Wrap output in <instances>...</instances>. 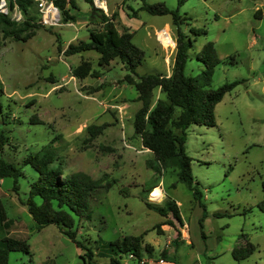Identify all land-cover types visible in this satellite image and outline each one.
Segmentation results:
<instances>
[{
	"label": "rangeland",
	"instance_id": "1",
	"mask_svg": "<svg viewBox=\"0 0 264 264\" xmlns=\"http://www.w3.org/2000/svg\"><path fill=\"white\" fill-rule=\"evenodd\" d=\"M160 1L188 16L180 25L192 39L186 74L201 72L203 64L196 56L212 41L221 61L210 86L244 79L215 105L214 125L192 124L187 129L192 185L200 195L196 198L179 180L178 169L159 162L134 134L133 119L141 102L134 85L123 80L127 71L122 63L116 58L100 66L94 50L63 54L68 43L87 40L88 30L100 27L101 11L78 0L75 21L61 17L58 25L31 26L22 32L34 33L25 41L5 36L0 27V126L8 136L0 158L22 171L17 191L11 176L0 179L7 224L0 237H21L29 244V252L11 251L7 264H87L85 249L54 224L38 229L20 201L36 178L22 161L40 150L49 151L53 165L64 171H83L99 179L87 211L76 223V237L93 250V263L109 264L114 257L122 264H264V211L259 206L264 181V0H184L180 5L178 0H146ZM141 3L106 0L107 9L102 10L108 17L114 14L111 21L119 32H133L132 42L144 50L138 74L169 76L176 26L170 14L139 10ZM133 9L137 12L131 17ZM35 11L33 0L29 15L34 17ZM190 27L204 32L194 34ZM83 59L99 69V77L72 75L71 68ZM158 97L164 94L156 88L152 105ZM90 124L105 127L90 137ZM158 192L162 196L156 199ZM168 197L177 203L182 223L145 204L162 205ZM127 235H141L139 260L110 251V241ZM242 235L256 249L236 260L231 251L241 244Z\"/></svg>",
	"mask_w": 264,
	"mask_h": 264
},
{
	"label": "trees",
	"instance_id": "2",
	"mask_svg": "<svg viewBox=\"0 0 264 264\" xmlns=\"http://www.w3.org/2000/svg\"><path fill=\"white\" fill-rule=\"evenodd\" d=\"M82 1L90 4L92 8L94 7L93 0ZM183 1L178 0V5ZM17 2L24 13V19L16 22L0 13V27L4 28L5 36L12 35L16 40L25 41L34 33L29 31L22 35L24 30L31 26L42 25L36 21L37 11H35L34 17L29 15V7L33 0H17ZM54 2L60 8L64 22L76 20L77 12L80 10L78 0H54ZM95 9L102 12L99 20L100 27L89 29L87 40L79 39L77 42L68 43L62 50L63 54L70 56L94 50L99 54L98 63L100 66H106L116 58L122 63L127 71L123 80L134 85L138 93L137 99L141 102L133 119L134 134L140 138L144 147L153 152L159 162L175 166L178 169L179 180L193 189L194 196L197 198L200 191L192 185V158L186 152L187 129L192 124L214 125L215 105L222 100L226 92L243 82L244 79L225 82L215 88L210 86L214 67L221 61L212 41L204 43L200 53L196 56L197 60L203 64L201 72L195 75L186 74L185 67L192 39L181 30L180 25L188 16L180 14L178 6L170 8L164 2L149 3L146 0H142L139 10H145L154 15H171L172 23L176 26V50L172 72L169 76L163 73L138 74L136 69L143 61L145 52L132 42L133 32L127 30L119 32L111 21L114 14L108 17L102 9L97 7ZM136 12L137 10L133 9L130 16H135ZM32 20H35L36 23H32ZM189 30L194 34L204 32L203 29L194 27H190ZM56 36L57 47L61 50V39L57 33ZM231 62L234 63L235 60L232 59ZM71 73L79 79L86 76L99 77L101 74L99 69L93 68L91 62L86 59L73 66ZM98 88L101 86L95 90ZM156 88L160 89L164 97H158L152 105L153 91ZM104 127L105 124H90L87 126V131L90 137H95ZM7 144L8 136L0 126V152ZM53 162L54 157L49 151L40 150L26 155L22 164H29L35 171L36 178L30 182L27 197L20 201L26 205L38 229L49 224L56 225L60 232L74 241L77 246L86 250L84 254L87 259L83 258V260H86L87 264H96L91 261L93 250L86 247L76 237V223L78 217L87 211L88 197L99 186V179H94L83 171H64L61 167L53 165ZM21 172V168L13 162L0 158V179L11 176L13 189L16 191L19 185L17 180ZM262 187L263 199L259 206L264 211V181ZM145 204L163 216L171 214L178 223H182L179 207L174 199L168 197L162 205L148 201ZM4 227H7V224L0 203V231ZM242 238V243L231 251L232 257L236 260L247 258L256 249V246L245 235H242ZM108 244L111 246L110 251L133 252L137 257H141L143 250L141 235H127L121 241H110ZM11 251L29 252V244L26 239L21 237L1 236L0 264H7ZM109 264L122 263L111 257Z\"/></svg>",
	"mask_w": 264,
	"mask_h": 264
},
{
	"label": "built area",
	"instance_id": "3",
	"mask_svg": "<svg viewBox=\"0 0 264 264\" xmlns=\"http://www.w3.org/2000/svg\"><path fill=\"white\" fill-rule=\"evenodd\" d=\"M37 11V22L43 26L58 25L61 20V11L54 0H34ZM95 7L106 11V0H93ZM0 13L8 16L11 20L20 22L24 19V13L17 0H0ZM157 40L160 36L157 35ZM130 257L138 259L133 253L129 252ZM144 261H142L143 263Z\"/></svg>",
	"mask_w": 264,
	"mask_h": 264
},
{
	"label": "bare ground",
	"instance_id": "4",
	"mask_svg": "<svg viewBox=\"0 0 264 264\" xmlns=\"http://www.w3.org/2000/svg\"><path fill=\"white\" fill-rule=\"evenodd\" d=\"M162 196V192H158L155 196L156 199H159Z\"/></svg>",
	"mask_w": 264,
	"mask_h": 264
},
{
	"label": "crops",
	"instance_id": "5",
	"mask_svg": "<svg viewBox=\"0 0 264 264\" xmlns=\"http://www.w3.org/2000/svg\"><path fill=\"white\" fill-rule=\"evenodd\" d=\"M164 25H167V27L169 28V26H168L169 23H168V22L165 21V22H164ZM241 243H242V242H241ZM232 249H233V248H232Z\"/></svg>",
	"mask_w": 264,
	"mask_h": 264
}]
</instances>
